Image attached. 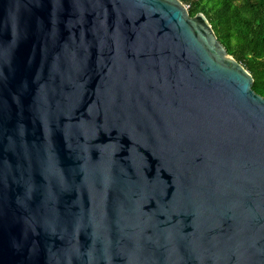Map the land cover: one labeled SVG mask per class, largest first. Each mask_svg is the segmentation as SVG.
I'll use <instances>...</instances> for the list:
<instances>
[{"label": "water", "instance_id": "water-1", "mask_svg": "<svg viewBox=\"0 0 264 264\" xmlns=\"http://www.w3.org/2000/svg\"><path fill=\"white\" fill-rule=\"evenodd\" d=\"M180 0H0V264H264V97Z\"/></svg>", "mask_w": 264, "mask_h": 264}, {"label": "trees", "instance_id": "trees-1", "mask_svg": "<svg viewBox=\"0 0 264 264\" xmlns=\"http://www.w3.org/2000/svg\"><path fill=\"white\" fill-rule=\"evenodd\" d=\"M192 17L204 14L227 52L254 78L264 97V0H180Z\"/></svg>", "mask_w": 264, "mask_h": 264}, {"label": "built area", "instance_id": "built-area-1", "mask_svg": "<svg viewBox=\"0 0 264 264\" xmlns=\"http://www.w3.org/2000/svg\"><path fill=\"white\" fill-rule=\"evenodd\" d=\"M188 8V7H187Z\"/></svg>", "mask_w": 264, "mask_h": 264}]
</instances>
